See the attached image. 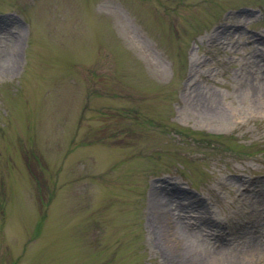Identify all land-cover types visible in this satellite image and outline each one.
<instances>
[{
  "label": "rangeland",
  "instance_id": "rangeland-1",
  "mask_svg": "<svg viewBox=\"0 0 264 264\" xmlns=\"http://www.w3.org/2000/svg\"><path fill=\"white\" fill-rule=\"evenodd\" d=\"M0 264H264V0H0Z\"/></svg>",
  "mask_w": 264,
  "mask_h": 264
},
{
  "label": "bare ground",
  "instance_id": "bare-ground-1",
  "mask_svg": "<svg viewBox=\"0 0 264 264\" xmlns=\"http://www.w3.org/2000/svg\"><path fill=\"white\" fill-rule=\"evenodd\" d=\"M163 215H165V214L163 213V211H160V212H159V216L162 217ZM159 216H158V219H159Z\"/></svg>",
  "mask_w": 264,
  "mask_h": 264
}]
</instances>
